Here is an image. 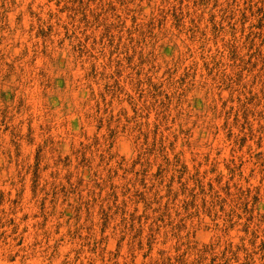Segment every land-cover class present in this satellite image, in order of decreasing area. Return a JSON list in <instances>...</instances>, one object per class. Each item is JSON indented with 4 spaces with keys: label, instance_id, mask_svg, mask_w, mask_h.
I'll return each mask as SVG.
<instances>
[{
    "label": "rangeland",
    "instance_id": "1",
    "mask_svg": "<svg viewBox=\"0 0 264 264\" xmlns=\"http://www.w3.org/2000/svg\"><path fill=\"white\" fill-rule=\"evenodd\" d=\"M0 264H264V0H0Z\"/></svg>",
    "mask_w": 264,
    "mask_h": 264
},
{
    "label": "trees",
    "instance_id": "2",
    "mask_svg": "<svg viewBox=\"0 0 264 264\" xmlns=\"http://www.w3.org/2000/svg\"><path fill=\"white\" fill-rule=\"evenodd\" d=\"M171 260V259H170Z\"/></svg>",
    "mask_w": 264,
    "mask_h": 264
}]
</instances>
